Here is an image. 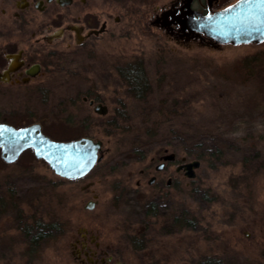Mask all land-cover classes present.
I'll return each mask as SVG.
<instances>
[{
  "label": "rangeland",
  "instance_id": "374dc122",
  "mask_svg": "<svg viewBox=\"0 0 264 264\" xmlns=\"http://www.w3.org/2000/svg\"><path fill=\"white\" fill-rule=\"evenodd\" d=\"M130 66L146 74L141 97L124 77ZM58 74L50 85H0V123L92 138L105 154L67 180L32 150L12 164L0 151V264H79L86 235L124 264H264V42L180 43L140 23L92 56L63 58ZM166 148L177 162L158 173ZM197 155L194 179L175 172Z\"/></svg>",
  "mask_w": 264,
  "mask_h": 264
},
{
  "label": "flooded vegetation",
  "instance_id": "af4514ba",
  "mask_svg": "<svg viewBox=\"0 0 264 264\" xmlns=\"http://www.w3.org/2000/svg\"><path fill=\"white\" fill-rule=\"evenodd\" d=\"M159 1L0 0V85H50L48 80L62 70L63 58L92 56L103 38L112 40L117 35L126 36L132 26L140 23L148 24L151 30L160 29L180 43L211 45L213 40L186 27L189 14L206 16L239 0L224 6L228 0H170L166 5H159ZM83 100L89 102L97 114L108 113L104 102L88 96ZM98 105L105 107L101 109L105 113L96 111ZM160 161L155 167L158 173L176 163L177 157L166 148ZM185 163L188 162L183 158L175 172L184 174L179 167ZM157 180L156 175L152 176L150 184ZM171 181L169 178L168 184ZM43 236L38 232L37 238ZM82 240L74 258L79 264H124L116 262V254L109 247L102 248L93 237L86 235Z\"/></svg>",
  "mask_w": 264,
  "mask_h": 264
},
{
  "label": "water",
  "instance_id": "95a60500",
  "mask_svg": "<svg viewBox=\"0 0 264 264\" xmlns=\"http://www.w3.org/2000/svg\"><path fill=\"white\" fill-rule=\"evenodd\" d=\"M193 13L186 20L190 31L204 34L213 40V45L260 44L264 42V5L259 0H239L229 7L203 16ZM98 105L96 111L105 113V107ZM33 150L39 160L46 161L50 168L61 178L78 180L92 172L103 158V142L92 138L71 141H57L43 132L40 123L17 128L7 123H0V151L4 162L15 163L21 155ZM201 162L194 160L183 164L187 178L196 177L195 170ZM92 209V203L87 205Z\"/></svg>",
  "mask_w": 264,
  "mask_h": 264
},
{
  "label": "trees",
  "instance_id": "16d2710c",
  "mask_svg": "<svg viewBox=\"0 0 264 264\" xmlns=\"http://www.w3.org/2000/svg\"><path fill=\"white\" fill-rule=\"evenodd\" d=\"M127 70L128 71L125 72L124 77L126 78L132 93L137 97H141L143 95L142 93L144 91H146V89L148 87L147 86L148 81H147L146 74L144 72L143 67H139V69H137L134 66H130ZM201 136H199V138L202 141L204 139L206 140L205 136H202V137ZM200 146H203V145H200ZM202 157L203 156H201V155H197V156H194L193 159L201 161ZM36 243L37 242L34 241V244H36Z\"/></svg>",
  "mask_w": 264,
  "mask_h": 264
},
{
  "label": "snow or ice",
  "instance_id": "6c2138e0",
  "mask_svg": "<svg viewBox=\"0 0 264 264\" xmlns=\"http://www.w3.org/2000/svg\"><path fill=\"white\" fill-rule=\"evenodd\" d=\"M242 2H243V0H242ZM248 3L251 5V0H248ZM259 3H260L261 5H264V0H259Z\"/></svg>",
  "mask_w": 264,
  "mask_h": 264
}]
</instances>
